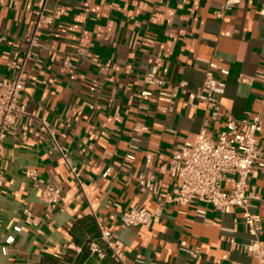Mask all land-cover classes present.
Returning <instances> with one entry per match:
<instances>
[{"label":"crops","instance_id":"1","mask_svg":"<svg viewBox=\"0 0 264 264\" xmlns=\"http://www.w3.org/2000/svg\"><path fill=\"white\" fill-rule=\"evenodd\" d=\"M38 2L0 0V79L21 74L27 111L1 150L0 264H117L88 249L90 241L107 249L99 224L112 232L126 264H257L246 250L253 237L242 210L159 208L138 179L154 176L169 196L168 164L178 146L196 143L206 121L213 134L225 128L228 116L210 121L205 105L190 104L207 73L225 82L219 99L230 116L264 114V86L239 81L264 65L263 0H48L53 24L41 25L30 46ZM152 71L177 88L171 102L159 100V91L143 96L152 90L145 82ZM260 142L264 148V120ZM49 184L62 189L53 210L44 202ZM250 187L264 196V168ZM254 205L250 212L264 227V204ZM136 206L158 210L149 227L122 225Z\"/></svg>","mask_w":264,"mask_h":264},{"label":"built area","instance_id":"2","mask_svg":"<svg viewBox=\"0 0 264 264\" xmlns=\"http://www.w3.org/2000/svg\"><path fill=\"white\" fill-rule=\"evenodd\" d=\"M48 0L38 2L36 24L34 34L28 39L30 46L37 42V33L41 25H52L53 17L46 13ZM227 8V7H226ZM58 11L62 12L59 8ZM221 15V14H220ZM259 15L264 17V0ZM31 54L30 49L26 52V58ZM219 68L222 73L228 74V70L215 64L209 65ZM242 83L260 82L264 86V65L261 70L252 77L240 76ZM145 82L152 87L143 96H153L159 91L158 99L171 102L177 91L169 82L159 76L156 71L145 75ZM226 84L217 80L212 73H207L201 91L197 94L190 93L189 100L192 106L203 104L211 113V120L216 121L221 116H228L229 120L223 130L217 134L209 130V121H206L199 133L197 142L194 144L184 143L179 145L168 164V171L174 179L172 193L164 197L162 184L154 176L146 179H138L140 189L152 196L158 203L159 208L165 204L189 206L204 204L222 214H231L236 210L243 211L244 223L253 240L246 250L257 260V264H264V227L262 218L250 212L255 203L264 204V196L250 187V180L258 168H264V148L260 142V134L263 131L264 114L259 113L251 118L237 119L225 112L221 105L220 96L225 93ZM24 83L21 74L13 80L0 79V164L3 141L10 133L18 120L27 115L24 104L21 103ZM66 164L84 190V183L80 174L73 168L68 156L62 154ZM29 178L36 185L38 171L33 169L29 172ZM6 178L0 166V187L4 186ZM226 185H231L227 189ZM62 197V189L49 184L44 189V202L48 210L59 206ZM26 221L35 224L34 216L29 210H24ZM158 210L152 212L147 208L136 206L125 213L121 222L126 227H149ZM197 216L205 219L206 212L197 210ZM101 239L106 245V250L101 249L95 242L87 243L91 254L104 257L110 254L117 264H126L121 246H116L112 232L99 224ZM136 264H147L139 262Z\"/></svg>","mask_w":264,"mask_h":264}]
</instances>
